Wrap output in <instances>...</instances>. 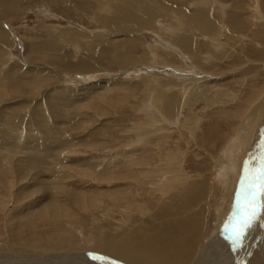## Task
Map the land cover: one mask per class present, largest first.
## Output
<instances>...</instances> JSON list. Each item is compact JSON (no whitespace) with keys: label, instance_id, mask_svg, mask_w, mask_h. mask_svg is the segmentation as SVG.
<instances>
[{"label":"bare ground","instance_id":"6f19581e","mask_svg":"<svg viewBox=\"0 0 264 264\" xmlns=\"http://www.w3.org/2000/svg\"><path fill=\"white\" fill-rule=\"evenodd\" d=\"M103 1L99 3V8L106 11L107 14L113 11L107 10L112 0H106V3ZM153 2L157 6L152 7L151 3ZM228 2L229 0H225V3L221 4L215 0H194V3L192 2L194 12L187 14L182 8L170 6V2L167 3L164 0H136L133 3L124 0L114 8L115 12L110 17L96 16L98 24L101 23L99 28L103 32H108L114 27L113 30H117L121 34L126 31L124 26L134 32L152 29L160 41L167 42L165 45L161 42H146L141 55H129L123 59L129 60L131 63L143 61L138 65V69L132 67L130 70L140 73L141 65H143L142 67L146 63L149 65L152 58V63L154 59L157 60L155 52L158 49L165 52L166 56L164 57L167 58L172 55H176L177 58V49H180V53L185 54L188 60V67L186 65L179 66L182 70L188 69V78L183 80L187 83L176 84V80L168 76L163 77L164 83L155 82L153 78H149L154 82L151 88L147 87V89L150 88L149 94L152 97V101L148 99L151 101L148 110L153 111V114L149 115V113L138 119L137 123L133 125V129L131 128L132 139L120 145L119 148H114L117 153L108 160V163L99 165V161H92L93 159L89 163H87V159L86 163L81 160L66 159L65 153L63 154L67 148L64 139L65 142L62 143L61 148L65 149L60 152V156L55 161L56 165L54 163V166H36L37 170L31 173L30 179L27 177L30 182L28 181L26 186L15 187L16 181L19 180L21 184V179L25 180L23 172L26 171L25 168L22 170L18 167L15 176L13 174L8 177V174L3 173L6 176L9 190L13 191L14 200L11 198V194L7 195L0 188V214L4 216L1 221L3 220V224L9 223L11 229L18 223L22 225L23 221L30 222L28 226L31 230H29L28 236L19 232H8L11 253L1 251L0 264H233L234 257H230L231 246H228L226 243L228 238L225 237L228 234L226 230H228L230 219L222 208V204L235 196L240 179L246 181L247 176H250L248 171L251 164L248 158L255 154L258 142L262 140V136L264 137V90L256 98L252 97V100H248L247 108H243L237 126L233 127V133L229 134L220 154L209 153V158H211L210 167H207L209 169L200 166L202 165L200 162L197 165L193 164L194 166L188 164L191 144L201 146L207 152L209 150L207 148L209 143L206 140H209L208 135L206 137L205 132L200 128V121H203L200 119L203 113L195 112L194 104L204 98L208 104V100L214 102V99L220 98L221 95H230L225 92L221 93L219 88L220 93L217 90L214 91L215 93L213 92L214 95L211 93L208 96L209 92L217 87V84L215 85L217 76L212 75V72V74L204 73L203 64L217 59L220 53L221 55L226 54L229 51V48L226 47L239 44L241 39L249 37L247 40L255 41V37L244 35L240 31L239 14H241L240 9L242 10L244 5H241L239 10L236 8L237 11L234 14L235 11L229 12L232 4L230 5ZM246 4L247 7H245L250 9V14H248L249 16L245 15L244 23L264 24V13L260 1L249 0ZM212 6H216L219 22L218 19L214 20L211 15ZM245 7L243 9H246ZM238 11L240 12L237 13ZM159 17L165 25L158 23L159 25L154 28L155 23L158 22L156 18ZM105 23H111L112 27L104 26ZM194 37L199 38L197 46L203 48L198 50L195 47L194 49L192 46ZM75 40L77 39L73 41ZM195 40L197 39L195 38ZM201 40L203 43L200 44ZM243 41L242 43H244ZM263 42L262 44H264ZM180 53L178 56H181ZM145 55L148 56V60ZM12 58L4 65L2 64L3 67L7 66L8 71H11L14 65L15 58ZM135 60L138 61L135 62ZM184 60L186 61V59ZM32 69L35 71L36 67ZM0 73L2 72L0 71ZM2 76L3 74L0 75L2 79H0V88L5 85L3 79L7 77L6 75ZM151 76L153 75L149 74L148 77ZM166 81H172L175 84L166 83ZM250 82H246L247 88L253 90L255 86L252 87V85H257V81L251 79ZM176 95L180 96L177 98L180 100V104L175 102L179 106L178 110H175L177 112L173 110L172 114L170 107L173 109L174 105L165 108L162 104H164L163 100L169 99V97L174 101ZM215 100V102L218 101ZM185 104H188V115L185 114L181 122L179 114ZM65 107L67 105H63L62 109ZM205 108L203 107V109ZM139 109L142 108L139 107ZM158 113L165 119V123L161 121L163 118ZM154 122L157 125L156 132L153 130L155 134H158L156 136L151 130V123ZM163 123L165 129H169L171 124L175 125L176 140L170 134L171 130L163 135L159 132ZM200 139L206 142H202ZM212 145L214 144H211V147ZM189 162L192 164L191 161ZM5 163L7 164L0 166L2 172H5L9 167L8 162L5 161ZM188 165L192 169L190 171L197 174L196 178L190 176ZM33 167L31 168L33 169ZM206 169L209 170L208 174ZM39 173H46L48 176L39 179L41 178V176L38 178ZM96 178L105 181L112 180L110 183L113 184V187L120 188L119 193L117 192V201L114 196H110L108 210L110 214L100 209L104 217L102 220L98 217L100 211H95L96 207L97 210L100 208L98 206L99 194L86 190V187H94ZM87 182L91 184L86 185ZM196 188L201 191H195ZM36 193H41L42 196L39 195L38 199L39 196L36 198ZM93 195H95L94 198H92ZM205 199L208 200V204H212L210 210L213 207L215 216L213 222L207 219L208 212L204 210L203 203ZM11 202L15 205L13 211L9 207ZM74 204L80 205L88 211L92 222L95 221L89 228L94 236L80 233L84 242L79 241L76 230L77 228L86 230L88 221L73 217L71 209ZM14 212L16 213L13 214ZM115 212L121 213L118 223H112L110 220L114 217L112 214ZM140 214L145 217L140 218ZM32 218L33 220H31ZM103 221H106L107 225H103ZM38 223H41L43 228L49 227V229L44 233H37L35 237L33 232L37 229ZM82 223L86 225L83 226ZM2 227L5 229L6 226ZM95 230H100V232L96 233ZM31 242L36 245L33 246ZM92 253L94 254L92 255ZM251 258L248 257L251 260L250 264H264V250L254 252Z\"/></svg>","mask_w":264,"mask_h":264},{"label":"rangeland","instance_id":"374dc122","mask_svg":"<svg viewBox=\"0 0 264 264\" xmlns=\"http://www.w3.org/2000/svg\"><path fill=\"white\" fill-rule=\"evenodd\" d=\"M101 1L0 0V71L2 72L0 75L7 76L3 79L5 85H2L0 88V166L7 164L5 161L9 165L5 172H2L0 169V188L7 195L11 194L12 196L13 191L11 192L9 190L4 174H8V177L13 174L15 176L18 167L22 170L25 168L26 171H23L25 180L24 178L21 179V184L19 180L16 181L15 187L17 188L20 185L26 186L29 181L28 179L32 176L31 173L37 170L36 166H54V163L56 165L55 161L60 156V152H63L65 149L61 148L62 143L65 142L64 139L66 140L64 144H67V148L63 152L66 155V159L81 160L83 163H86V159L87 163L93 159L92 161H99V165L108 163V160L117 153L114 148H119L120 145L132 139V127L137 123L138 119L146 114H153V111L148 110L149 103L152 101L151 94L149 93L151 86L154 85L153 80L164 83L165 80L163 79L168 76L169 78L173 77L176 80L175 82H177L176 84L180 82L187 83L183 80L188 76V69L182 70L179 66L186 65L188 67V60L185 54L184 56L183 53H180V49L177 50L181 56L177 54V58L176 55H172V58L164 57L166 56L164 55L165 52L158 49L155 52L158 57L157 60L154 59L152 63V58L149 65L147 63L144 64V67L141 65L142 70L140 69V73H136V70H130L132 67H137L138 69V65L143 61L135 60V62L138 61L139 63H131V61H125L123 59L129 55H141L145 49L146 42H161L164 45L167 42L160 41L152 29H143L140 32H134L130 28L127 29L121 25L126 31L120 34L119 31L113 30L114 27L111 28V23H105L104 26L110 25L111 30L108 32L101 31L99 28V24L101 23L98 24L96 16L99 15L104 18L110 17L115 12L114 8L124 0H112L107 10L110 11L111 9L113 11H110L108 14L99 8V3H102ZM126 1L133 3L136 0ZM164 1L167 3L170 2V6L182 8L187 14L194 12V0ZM215 1L221 4L225 3V0ZM259 1L264 13V0ZM248 2L249 0H229L228 4H232L229 12L235 11L233 12L235 14L241 5H244V8ZM103 3H106V0ZM154 3H151L152 7L157 6ZM239 4L240 6H238ZM215 8L216 6L211 7V15L214 20L218 19L219 22L220 19ZM236 8L237 10H235ZM243 8L242 10L240 9L241 12H237L241 13L239 14L240 31L244 35L251 36L252 38L255 37V41L251 42L247 40L249 37L241 39L239 44L237 43L233 47L231 45L226 47L227 49L229 48L228 50L230 52L228 51L224 55L220 53V57L218 55L217 59L203 64L204 73L212 72V75L217 76L215 77L217 80L215 85L217 84V87L212 92H209L208 96L217 90L219 91L218 93L221 90V93L225 92L230 95H221L219 96L220 98H215L218 100L217 102H215V99L214 102L208 100V104H206V98L198 100L197 102L195 101V112L197 111L199 114L203 113L200 119L203 120L200 121V128L205 132V136L208 135L209 140H206L209 143L207 147L209 150L207 152L201 146L191 144L189 149L192 153H188L189 165H197L200 162L202 164L200 166L205 168L210 167L211 158H209V153L220 154L222 146L230 136L229 134L233 133V127L235 125L237 126V121L243 113V108H247L248 100L256 98L264 90V44H262L264 41V24L251 25L244 23L245 15L249 16L250 9L246 8V10ZM160 19V17L156 18L158 22L155 23L154 28L160 23L165 25L162 19ZM166 26L168 27V25ZM163 27L165 28V26ZM50 30L52 31L50 32ZM66 33L70 35L67 36ZM74 39H77L75 40L76 42L73 41ZM197 41L199 42V38L194 37L192 40L194 44L192 46L194 49L196 47L199 50V48L203 47L197 46ZM201 43H203L202 40L200 41ZM201 51L204 52L203 49ZM118 55L119 58L117 57ZM124 55L125 57L123 58ZM12 57L15 58L13 61L14 65H11L12 70L8 71L7 66L3 67V65ZM145 57L148 60V56L145 55ZM15 66L16 68L14 69ZM35 67L36 70L34 71L32 68ZM149 74L153 76L148 77ZM149 78H153V80ZM251 79L257 81V85H252V87L255 86L253 90L252 88H249V90L246 84ZM167 82L175 84L172 81ZM147 87L150 88L147 89ZM99 88L103 89L100 90ZM173 94L175 95V93ZM178 96L175 97L176 99L174 101L170 97L169 99L163 100L164 104L162 105L165 108L172 105L174 107L176 106L173 109L170 107L172 114L176 109L178 110L177 107L179 105L177 104H180V100L177 99ZM148 99L151 101H148ZM63 105H67V107L62 109ZM139 107L142 109H139ZM203 107L206 108L203 109ZM180 114L179 118H181L182 122L185 114L188 115V104L184 105ZM159 116L161 117L162 115L159 114ZM161 121L165 123L164 118ZM164 123L161 124L162 128L161 130L159 128V132L163 135L171 130L170 134L176 140L177 132L175 125L171 124L168 127L169 129H165L163 128ZM151 125L153 135H158L155 134V130L157 129L155 122L151 123ZM263 138L262 136V140L258 142L257 152L255 151V154L248 158L251 164L249 165L248 171V173L250 172V176H247L246 181L240 179L239 188L235 196L222 204V208L227 212L231 220H229V231L226 230L228 234L225 237L228 238L226 239V243L228 246H231L230 253L233 255L230 254V257H234L233 264H250V259H252L251 257L254 252L264 250V195H260L253 200L251 194L257 189L255 187H249L252 184L264 185ZM212 140L213 142H211ZM211 144L214 145L211 147ZM53 158L56 159L54 160ZM22 161H25V163ZM49 162L50 164L48 165ZM189 165L188 170L190 171L192 169ZM30 166H34L33 169ZM207 169V172H204L208 174L209 170ZM46 175L48 176L46 173H39L38 178L40 176L41 178L39 179L46 178ZM191 175L195 178L197 177V174L193 171H190ZM111 181L96 178L94 187H86V190L95 191L99 194L98 206L100 208L97 210L96 207L95 211H100L98 217L101 220L104 219L101 210L108 212L110 196H114L117 201V192L119 193L120 190V188H114L113 184L110 183ZM89 184L91 183H86V185ZM195 191L200 192L201 189L196 188ZM39 195L42 196L41 193H36V198ZM6 198L8 197L6 196ZM11 198L14 200L13 196ZM203 203L204 210L208 212V221L213 222L215 216L213 215V207L210 210L212 204H208L207 199ZM250 204L258 205L255 216L252 217L250 226L244 228L242 239L237 241L236 235L242 227V221L246 215H250ZM14 206V203L11 202L9 205L10 210L13 211L15 209ZM71 213L74 218H82L88 221L86 230L80 228L76 230L79 241L84 242L80 233L82 235L94 236V233L89 231V228L95 221L92 222L90 216H88V211L80 205L74 204ZM115 213L112 214L114 217L110 219L112 223H118L121 219V213ZM2 217L4 216L0 214V244L2 243L0 245V252L6 251L11 253L8 232H19L24 236H28L30 234L29 230H31L28 226L30 222L26 223L23 221L22 225L18 223L17 226L14 225L12 226L13 229H11L9 223L3 224V220L1 221ZM139 217H145V215L142 216L140 214ZM102 223L103 225H107L106 221ZM82 224L83 226L86 225L85 223ZM2 226H6L5 229ZM48 229L49 227L43 228L41 223H38L37 229H35L33 234L36 237L37 233H44ZM95 231L96 233L100 232V230ZM95 238L97 240V237ZM31 243L33 246L36 245V243ZM41 244L43 245V242ZM106 260L108 261L109 259Z\"/></svg>","mask_w":264,"mask_h":264},{"label":"snow or ice","instance_id":"6c2138e0","mask_svg":"<svg viewBox=\"0 0 264 264\" xmlns=\"http://www.w3.org/2000/svg\"><path fill=\"white\" fill-rule=\"evenodd\" d=\"M249 187H255L257 190L252 193V199L255 200L258 196L264 195V185H250ZM258 207L257 204H250L249 208L251 209L250 215H246L242 221V227L236 235V240L239 241L242 239L244 234V228L250 226L252 217L255 216L256 208Z\"/></svg>","mask_w":264,"mask_h":264}]
</instances>
